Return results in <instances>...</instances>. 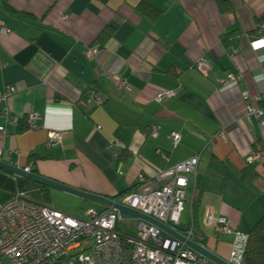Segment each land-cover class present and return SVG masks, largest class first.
Segmentation results:
<instances>
[{
  "label": "crops",
  "instance_id": "crops-1",
  "mask_svg": "<svg viewBox=\"0 0 264 264\" xmlns=\"http://www.w3.org/2000/svg\"><path fill=\"white\" fill-rule=\"evenodd\" d=\"M0 18L8 29L0 36V93L17 89L0 101L1 161L114 199L134 191L139 174L154 188L155 173L199 155L177 231L191 230L194 242L226 261L233 235H216L206 213L246 234L264 227V161H246L264 150V126L241 97L264 95V47L250 45L264 0H0ZM201 58L206 74L196 68ZM163 91L174 96L156 102ZM90 93L105 102L93 104ZM254 106L264 109V96ZM31 113L41 115L35 129ZM51 130L63 133L59 142H48ZM16 194L74 217L89 202L0 169V204Z\"/></svg>",
  "mask_w": 264,
  "mask_h": 264
},
{
  "label": "built area",
  "instance_id": "built-area-1",
  "mask_svg": "<svg viewBox=\"0 0 264 264\" xmlns=\"http://www.w3.org/2000/svg\"><path fill=\"white\" fill-rule=\"evenodd\" d=\"M8 29L0 18V36ZM252 49L264 47V20L260 25L259 37L250 43ZM96 48L86 51V57L93 58ZM196 68L206 74L210 66L205 58L199 59ZM234 79V75H229ZM238 78H243L240 74ZM119 87L131 91L130 85L116 78ZM16 87L6 86L0 93V101L16 92ZM174 96L173 91H163L155 95L156 102H162ZM264 95L251 96L248 91L241 93L242 99L249 101L247 115L253 116L264 126V109L254 106ZM93 104L105 102L103 95L90 93ZM8 124H14L17 116L10 115L6 107L2 109ZM41 119L38 113L27 116L29 129L36 128ZM6 129L0 126V134ZM62 132H48V142L56 143L62 138ZM150 135H158V127L153 125ZM225 139L223 131L216 135ZM176 146L180 135H169ZM248 163L264 161V150L250 151L246 157ZM199 155L185 159L170 168L153 175L151 180L159 185L146 186L149 181L143 174L138 176V185L134 191L116 200L118 203L147 215L177 231L181 213L187 200L188 175H196ZM30 172L29 167L23 168ZM118 211L105 208L102 211L89 207L83 218H77L50 206L38 204L21 194L14 195L9 201L0 204V264H208V259L159 228L139 220L135 224L134 234L118 229L122 222ZM205 224H212L216 235L232 234L233 240L229 252V264H245L244 253L248 234L236 230L222 216L206 213ZM192 240V231L184 235ZM193 241V240H192Z\"/></svg>",
  "mask_w": 264,
  "mask_h": 264
},
{
  "label": "water",
  "instance_id": "water-1",
  "mask_svg": "<svg viewBox=\"0 0 264 264\" xmlns=\"http://www.w3.org/2000/svg\"><path fill=\"white\" fill-rule=\"evenodd\" d=\"M0 169L7 171L9 173L21 175L29 180H32L34 182H37L41 185H45L48 187H53L58 190L65 191L67 193L73 194L75 196H78L84 200H87L92 203L100 204L104 206L105 208H113L116 209L122 219H138L145 221L157 228H159L161 231L167 233L168 235L174 237L175 239L184 242L185 245L198 254L204 256L206 259L211 261L214 264H229L224 259L220 258L218 255L213 253L212 251L206 249L205 247L201 246L200 244L187 239L184 237L181 233L178 231L171 229L169 226L159 222L156 219H153L147 215H144L134 209L128 208L116 201V199H110L106 196L87 192L81 189H77L68 185H65L63 183H60L58 181H55L50 178H46L44 176L35 174L33 172H24L23 169H19L16 167H13L3 161L0 160Z\"/></svg>",
  "mask_w": 264,
  "mask_h": 264
},
{
  "label": "trees",
  "instance_id": "trees-1",
  "mask_svg": "<svg viewBox=\"0 0 264 264\" xmlns=\"http://www.w3.org/2000/svg\"><path fill=\"white\" fill-rule=\"evenodd\" d=\"M198 186L196 185V197H194V201L197 200L199 196ZM130 192L127 191L122 193L119 196L114 197V199L119 200L122 197L128 195ZM120 229L119 225L117 226ZM125 232L129 234H134L135 231L125 229ZM264 250V227L259 224L256 228L248 234V241L244 253L245 264H261L262 255Z\"/></svg>",
  "mask_w": 264,
  "mask_h": 264
},
{
  "label": "rangeland",
  "instance_id": "rangeland-1",
  "mask_svg": "<svg viewBox=\"0 0 264 264\" xmlns=\"http://www.w3.org/2000/svg\"><path fill=\"white\" fill-rule=\"evenodd\" d=\"M84 203H85L84 205H82V206H80V207H78L76 209V214L77 215H75V217H77V218H83L85 216L86 209L90 205H93V206L97 207L99 210L103 207L102 205L96 204V203H91V202H84ZM138 222H139L138 219H123L121 223L123 224V226H126V225H132V226H134Z\"/></svg>",
  "mask_w": 264,
  "mask_h": 264
}]
</instances>
